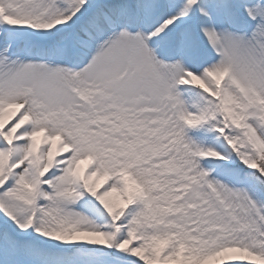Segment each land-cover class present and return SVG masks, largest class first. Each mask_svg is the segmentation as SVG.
Wrapping results in <instances>:
<instances>
[{
  "label": "snow or ice",
  "instance_id": "snow-or-ice-1",
  "mask_svg": "<svg viewBox=\"0 0 264 264\" xmlns=\"http://www.w3.org/2000/svg\"><path fill=\"white\" fill-rule=\"evenodd\" d=\"M0 264H264V0H0Z\"/></svg>",
  "mask_w": 264,
  "mask_h": 264
},
{
  "label": "rangeland",
  "instance_id": "rangeland-1",
  "mask_svg": "<svg viewBox=\"0 0 264 264\" xmlns=\"http://www.w3.org/2000/svg\"><path fill=\"white\" fill-rule=\"evenodd\" d=\"M100 183H103V181L101 180Z\"/></svg>",
  "mask_w": 264,
  "mask_h": 264
}]
</instances>
